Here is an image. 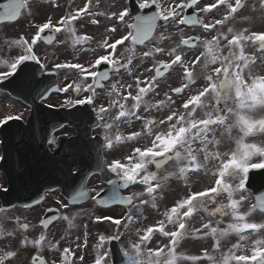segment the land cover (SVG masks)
Returning <instances> with one entry per match:
<instances>
[{
  "label": "snow or ice",
  "instance_id": "snow-or-ice-1",
  "mask_svg": "<svg viewBox=\"0 0 264 264\" xmlns=\"http://www.w3.org/2000/svg\"><path fill=\"white\" fill-rule=\"evenodd\" d=\"M135 2V10L152 14H134L130 0H112L107 9L101 0H85L55 20L48 15L33 24L36 30L27 38L4 40L15 54L0 59V82L11 78L18 95L34 105V120L25 134L17 133L15 149L31 152L36 161L35 167L14 169V175L5 172L9 186L0 184V197L11 195L17 185L40 187L35 204L32 198L0 200V214L17 201L22 209L40 206L41 188L59 191L53 186L60 184L69 191L66 202L57 201L68 211L56 215L60 209H49L56 221L67 222L59 239L49 238L51 217L40 221L37 235L20 215L0 219V264H23L25 258L28 264H82L85 256L77 250L88 248L87 235L72 239L67 233L78 227L75 221L85 211L71 209L87 201L122 209L118 215L114 209L87 212L95 222L110 221L112 229L89 249L91 264H114L113 242L121 264H264V192H249L255 173L264 177V28L253 27L257 19L264 23V0H258V16L253 15L257 0ZM40 4L60 8L58 0H7L0 4V25L25 12L33 16ZM188 9L197 14H186ZM77 21L100 26V38L78 35ZM185 25L197 34H185ZM59 33L64 37L57 43L70 41L74 51L94 55L74 56L75 62L49 59L40 46L53 45ZM109 64L111 71L105 70ZM65 69L72 70L65 72L68 82L52 87L47 76ZM171 75L180 76L177 86L166 83ZM58 93L68 94L58 107L75 109L66 115L84 125L67 144L48 132V110L57 107L50 98ZM21 119L22 114L6 116L0 127ZM37 124L43 143L37 142ZM122 127L128 131L121 132ZM96 130L102 138H93ZM0 145V162L7 165L8 141L0 138ZM92 176L107 187L88 188L85 182ZM192 177L210 183L197 187ZM173 181L184 194L161 211ZM133 188L138 190L121 193ZM62 241H67L63 248ZM190 241H198L201 251L189 253L184 245ZM16 242L18 247L9 250Z\"/></svg>",
  "mask_w": 264,
  "mask_h": 264
},
{
  "label": "rangeland",
  "instance_id": "rangeland-1",
  "mask_svg": "<svg viewBox=\"0 0 264 264\" xmlns=\"http://www.w3.org/2000/svg\"><path fill=\"white\" fill-rule=\"evenodd\" d=\"M35 9H36V11H34V9H33V12H35V13L33 14L32 18H34L36 21L42 20L44 18V13H46V12L47 13L45 14V17L47 18V16L50 15L48 12H50L53 17H56L59 13H62L64 11V8H59L57 10H54L51 7H48V6L47 7H41V4L38 7H36ZM40 11H42L44 13H41ZM27 16L28 15H27L26 12L23 13V18H22V20L19 23L22 25V27H26V28L28 27L29 28L28 21L30 22V20L29 19L27 20ZM256 16H258V14ZM34 24H37V23H34ZM76 25H77V27L79 26V24H76ZM14 26H18V24H14L13 27ZM13 27H9V26L6 27V26H4V27H1L0 28V44H1V49L2 50H6L7 49V47L4 44V41H1L3 39L4 40L7 39L4 33H7V32L12 33V31L14 33L15 30H16V27H14V28ZM78 35H79V30H78ZM63 37H64V34L63 33H59L58 39L60 40ZM8 39H12V37L8 36ZM42 46L43 45L40 46L41 52L42 53L43 52H46L48 54V56H49V59L57 60L58 62H64L65 60H68V61H72L73 60L72 59V56L66 55L67 54V51L66 50L69 49V48H72L71 47V44H70V41H69L68 44H59V43H57L54 46V49H53L52 53L50 52V49H45ZM14 53H15V51H14ZM93 55H94V53L89 52L88 55H86V57H84V59L91 58ZM74 56H76V55H74ZM5 58L6 59L7 58L10 59L11 58V53L9 52L8 55L2 54L0 56V59H5ZM50 67H51V65H50ZM65 72H67L69 75L72 74V70H67V69L61 70L60 71V75L58 76L59 81L61 82L60 86H64L68 82V81L65 80ZM89 79H91V78H89ZM69 91H71V90H69ZM67 95L68 94L66 93L65 96H62L61 93H59V95L51 98L50 99V102L53 105H57L58 106L59 104H61L63 102V100L66 98ZM5 99L6 98H4L3 96L0 95V105H1L0 106V119H3L6 116H9L10 115L8 112H6L5 107H4V105H5L4 104ZM25 112L26 111L24 110V108H22L21 106H19L18 110L16 111V114L17 115H21V114L24 115ZM6 114H8V115H6ZM62 132L63 133H67L68 135L74 134L73 133V130H71L69 128L63 129ZM93 180H94V178L91 181V185H90L91 188H93V187L99 188V187L102 186L100 184V182H98L97 180H94V181ZM0 183L3 184L2 182H0ZM136 190H138V189H136ZM53 199L55 200V204L58 207H60V204H58L57 201H61V200L58 199V198H53ZM63 202L64 201L62 200L61 203H63ZM89 204H91V203H89ZM44 207H45V205L44 206H39V207H37L35 209H30L28 211L27 210H24V209H18V208H16V209H13V210L9 211L6 215L5 214H0V219L7 220L9 216L20 215L21 218H22V222L26 219L27 222L30 223V225H31V227H30V234L31 235H37L38 233H40L42 231L41 228L39 227V222H40V219L42 217V214H43V211H44L43 210ZM89 207H91V205H89ZM89 207L86 206V208L84 209L85 210L84 211V214H82L81 216L77 217V220L75 221V223H76V225L78 227L76 229H72L70 233H67L68 235L71 236L72 239H75L74 238L75 237V234L78 235L79 228L82 227L86 231V233H87V231H88V229L90 227H93V225L96 226L94 224L93 219H89V217L87 216V212L91 209ZM61 210H62V212L68 211V210H64V209H61ZM91 211L95 212L94 209H91ZM73 212H75V211H73ZM105 213H108V211H101L100 210V211H96L95 212L96 215H102V214H105ZM115 213L117 215L119 214L118 211H116ZM83 225H87V228L85 229L83 227ZM97 227H99V228H97ZM96 228L97 229L95 230V232L107 230V226H102V227L101 226H96ZM66 229H67V222H65V221H58L57 223H55L51 227V229H49V232H48L49 238L52 239L53 236H55V238L59 239L60 235L66 234L65 233V230ZM74 230H76V233H75ZM66 243H67V241H62L61 242V248H63ZM93 245H94V243L90 241V246L87 248V250L89 251V249H92L93 248ZM16 247H18V242L14 243L12 245V248L9 249V250L15 249ZM83 251L84 250H81V249L77 250V255H80V253L81 252L83 253ZM89 252L91 253V251H89ZM22 255H24V254L22 253ZM43 255H44V257L46 259H49V260L52 257V254L49 253V252H47V251H45L43 253ZM92 259H93V256H92L91 260ZM83 262H86L87 263L89 261L85 258V260ZM9 264H11V262H9ZM23 264H28L27 258L24 259ZM77 264H78V262H77Z\"/></svg>",
  "mask_w": 264,
  "mask_h": 264
},
{
  "label": "flooded vegetation",
  "instance_id": "flooded-vegetation-1",
  "mask_svg": "<svg viewBox=\"0 0 264 264\" xmlns=\"http://www.w3.org/2000/svg\"><path fill=\"white\" fill-rule=\"evenodd\" d=\"M58 2L60 3V8H64L63 13H67V12L73 11L74 9H77L78 7L82 6L85 3V0H58ZM111 2H112V0H101V8L107 9L108 6L111 4ZM130 3H131V5H135V7L138 8V5H136L135 0H130ZM47 6H48L47 4H41V7H47ZM48 7H50V6H48ZM185 11H186V14H187V12H189V15H196L198 10L188 9ZM249 12H250V10H249ZM258 12H259V3L257 0V13H255L253 15H257ZM42 13H44V12H42ZM46 13H44V18L42 20H39V22H42V21L45 22V20H46L45 14ZM48 13L51 15L50 12H48ZM136 14L151 15L152 13H151V11L138 10L136 12ZM218 15H222V12L219 13ZM53 19L55 20V17H53ZM101 19H103V18H101ZM256 21L257 22H255V24L253 25L255 30H260L261 28H264V23H261V21L259 19H257ZM75 23L79 24V26L77 27V29L79 30V35H89L90 34V35H94L97 39L100 38L101 31H97V29L100 26L82 23L81 21H77ZM242 26H244V25H241L240 23H235V27H237V28L242 27ZM182 27L185 29V34H187V35L197 34V30L194 28H190V26L185 25ZM93 43H95V42H93ZM125 43H127V42H125ZM121 48H122V46H118L117 51L119 52ZM139 48H140V46H138V52H139ZM66 51H67L66 55H69V56L76 55V56H79L81 58V60H84V57H86V55H88V53H89V52H80V51L75 52L72 48H69ZM72 59H73L72 62H75L74 57H72ZM109 67L111 70L112 65L109 64ZM179 80H180L179 75H171L170 78L166 81V83H168L172 86H177L179 83ZM177 103H180V101L177 100ZM120 131L121 132H127L128 129L122 127L120 129ZM94 133L102 136V132H100L99 130H96ZM96 177L97 176H93V178H96ZM192 180L195 182V186H197V187L207 185L210 183L209 180H205V179L197 178V177H192ZM262 181H264V177L256 176V179L252 184L256 185L258 183H261ZM133 190H136V189L133 188V189H129V190H124L123 195L129 194V192L133 191ZM249 192L254 196V192L250 188H249ZM183 194H184L183 186L181 184L173 181L171 183L169 191L167 192L166 199L160 204L161 211L164 210L165 205L171 206L172 203L174 202V200L179 199ZM98 209L102 210V211L107 210L108 212L113 211V209L115 211H118V212H120L122 210L121 206H118V207L112 206L111 208L108 207V208H98ZM123 210L126 213L127 209L125 208ZM145 215L149 217V219H148V221H146V223H150L152 221L151 214L146 212ZM111 231H112V229L108 225V230L99 231L98 234L108 235L111 233ZM184 247L191 254H197L199 251H201L198 241L186 242ZM81 250H84V251H83V253L81 252L80 254H84L85 258L91 260L93 252L91 251V253H90L88 250H85V248H81ZM77 262H78V264H81V262H79V261H77ZM82 264H91V261H89L87 263L82 262Z\"/></svg>",
  "mask_w": 264,
  "mask_h": 264
},
{
  "label": "water",
  "instance_id": "water-1",
  "mask_svg": "<svg viewBox=\"0 0 264 264\" xmlns=\"http://www.w3.org/2000/svg\"><path fill=\"white\" fill-rule=\"evenodd\" d=\"M40 126L37 124L36 128H39ZM55 128H60V124L56 125ZM8 151H9V159L7 165H2L1 168L4 170V172H7L9 174L14 175V169H17L18 167L13 166V159L20 158L25 165L24 161V151H21L17 153L15 149V144L11 140V142L8 143ZM60 185V184H58ZM40 187L39 185H29L27 187L19 186L17 185L16 190L12 191L10 188L11 195L5 194L2 197H0V200H16L17 197L21 198L22 200H28V198H32L30 202L32 204H35V197L37 195V188ZM41 192H43L45 189L41 188ZM16 205H20V202L17 201ZM12 205H8V208H12ZM56 214V213H55ZM57 215V214H56ZM47 217H51L52 219H55V216L53 215V212L48 211L46 214ZM45 218V217H44Z\"/></svg>",
  "mask_w": 264,
  "mask_h": 264
}]
</instances>
